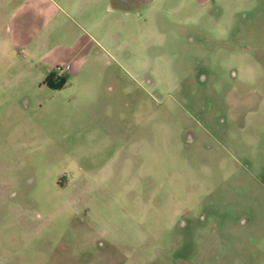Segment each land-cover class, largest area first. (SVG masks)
Masks as SVG:
<instances>
[{
  "label": "rangeland",
  "instance_id": "obj_1",
  "mask_svg": "<svg viewBox=\"0 0 264 264\" xmlns=\"http://www.w3.org/2000/svg\"><path fill=\"white\" fill-rule=\"evenodd\" d=\"M0 6V264H264V0Z\"/></svg>",
  "mask_w": 264,
  "mask_h": 264
},
{
  "label": "crops",
  "instance_id": "obj_2",
  "mask_svg": "<svg viewBox=\"0 0 264 264\" xmlns=\"http://www.w3.org/2000/svg\"><path fill=\"white\" fill-rule=\"evenodd\" d=\"M147 5V4H146ZM146 5L144 6V7H142V8H145L146 7ZM141 8V9H142ZM5 9H4V7H2V6H0V13H2L3 11H4ZM5 15H7V13H5L4 12V22H3V20H2V18H0V33H2V31H3V27H4V47H6L7 46V44L10 42V40H12L13 38H14V36H15V34H14V32H13V28L12 27H9V28H7V22H6V20H5ZM32 42V41H31ZM2 42L0 41V44H1ZM5 54H7V52L5 51ZM4 54V55H5ZM20 60H24V61H26V62H29V61H31L30 60V57L29 56H26V55H18V61H20ZM44 85V84H43ZM243 223L245 224V223H247V219H244L243 220Z\"/></svg>",
  "mask_w": 264,
  "mask_h": 264
},
{
  "label": "flooded vegetation",
  "instance_id": "obj_3",
  "mask_svg": "<svg viewBox=\"0 0 264 264\" xmlns=\"http://www.w3.org/2000/svg\"><path fill=\"white\" fill-rule=\"evenodd\" d=\"M117 7L121 8H131V9H141L144 7L149 0H113ZM57 75H65L62 71H57Z\"/></svg>",
  "mask_w": 264,
  "mask_h": 264
},
{
  "label": "trees",
  "instance_id": "obj_4",
  "mask_svg": "<svg viewBox=\"0 0 264 264\" xmlns=\"http://www.w3.org/2000/svg\"><path fill=\"white\" fill-rule=\"evenodd\" d=\"M58 70H52V72L47 76L45 82L50 88L53 89H60L66 83V76L65 75H57Z\"/></svg>",
  "mask_w": 264,
  "mask_h": 264
}]
</instances>
